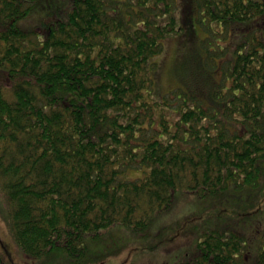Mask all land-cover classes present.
<instances>
[{
  "label": "trees",
  "instance_id": "16d2710c",
  "mask_svg": "<svg viewBox=\"0 0 264 264\" xmlns=\"http://www.w3.org/2000/svg\"><path fill=\"white\" fill-rule=\"evenodd\" d=\"M53 3L0 0V194L18 250L97 264L116 232L114 253L157 247L150 231L184 196L240 220L189 223L174 264H264V0Z\"/></svg>",
  "mask_w": 264,
  "mask_h": 264
},
{
  "label": "rangeland",
  "instance_id": "374dc122",
  "mask_svg": "<svg viewBox=\"0 0 264 264\" xmlns=\"http://www.w3.org/2000/svg\"><path fill=\"white\" fill-rule=\"evenodd\" d=\"M47 0H40V6H52L54 3H57V0H50V4ZM39 9H35L31 12V15L27 20L24 21L25 25L35 23V20H38ZM47 12L46 9L41 11V15ZM30 26V25H29ZM180 41L177 37H171L165 41L164 51L155 58L157 66L154 71V80L158 82V89L165 92L168 88L171 87L172 78H171V68L174 61V55L176 51L177 44ZM0 77L2 75L0 74ZM5 79V78H4ZM6 80V79H5ZM0 82L5 84L4 80L0 78ZM241 198L247 197V194H240ZM244 206L249 208V212L254 211V208L250 206L247 201H241ZM262 205V202L259 203ZM231 203L223 202L218 206V210L215 207H204V208H195V204L191 202V198L184 196H179L172 212L168 214L165 219V222L161 226H156L150 231L148 236V241L152 244L154 241H158V246L154 247L151 245H145L146 249H141L135 246H131V239H129L130 244L117 253H114L116 248H118L119 239L120 241L124 239L123 234L120 232L114 233L112 238H106L102 244L108 250V255H105L97 264H174L177 257H181L184 250L191 248V243L194 239L192 235V227L188 228V224L191 225L194 222H210L213 223L217 218H220V221L223 220H237L239 221L240 217H235L233 210H231ZM195 208L194 215L192 219L187 223L181 222L182 226L178 229H175V220H178L180 217H184L189 214L190 209ZM242 210V208H241ZM243 213H247L246 210H242ZM219 212V214L217 213ZM215 213V214H213ZM213 214V215H212ZM204 220V221H202ZM218 221V220H217ZM163 230L161 231V229ZM181 230V231H180ZM157 235L158 238L154 237ZM167 237H169L167 239ZM163 241L165 245H163ZM123 243H121L122 245ZM175 246V247H174ZM247 255V254H246ZM0 256L4 264H39L37 262L30 260V258L25 257L14 244L11 235L9 234L6 222V213L4 209L3 198L0 194ZM52 264V263H48Z\"/></svg>",
  "mask_w": 264,
  "mask_h": 264
}]
</instances>
